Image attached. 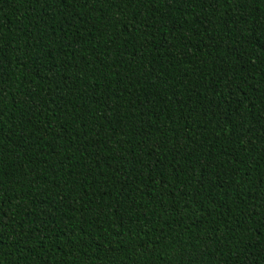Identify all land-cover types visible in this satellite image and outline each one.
<instances>
[{
  "label": "trees",
  "instance_id": "1",
  "mask_svg": "<svg viewBox=\"0 0 264 264\" xmlns=\"http://www.w3.org/2000/svg\"><path fill=\"white\" fill-rule=\"evenodd\" d=\"M0 264H264V0H0Z\"/></svg>",
  "mask_w": 264,
  "mask_h": 264
}]
</instances>
